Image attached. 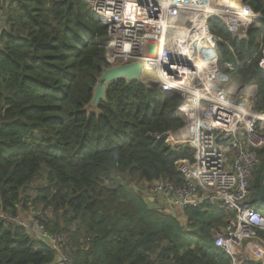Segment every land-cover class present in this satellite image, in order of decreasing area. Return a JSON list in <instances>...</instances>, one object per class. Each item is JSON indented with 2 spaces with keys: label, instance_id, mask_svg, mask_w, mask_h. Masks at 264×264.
Segmentation results:
<instances>
[{
  "label": "trees",
  "instance_id": "obj_1",
  "mask_svg": "<svg viewBox=\"0 0 264 264\" xmlns=\"http://www.w3.org/2000/svg\"><path fill=\"white\" fill-rule=\"evenodd\" d=\"M244 3L262 16L248 39L235 37L218 18L209 26L221 39V62H240L232 76L257 86L255 107L264 111V70L258 65L264 0ZM0 8L6 9L0 31V212L17 215L28 203L54 211L70 227V264H232L215 245L216 234L229 225L223 209L187 208L184 225L126 184L182 183L177 162L193 161L194 150L154 137L183 126L181 97L123 78L107 86L94 108L98 79L109 67L107 28L87 0H0ZM261 156L250 203L264 212V149ZM39 179L33 196L29 189ZM58 229L55 224L52 230ZM54 260L46 242L0 217V264Z\"/></svg>",
  "mask_w": 264,
  "mask_h": 264
},
{
  "label": "built area",
  "instance_id": "obj_2",
  "mask_svg": "<svg viewBox=\"0 0 264 264\" xmlns=\"http://www.w3.org/2000/svg\"><path fill=\"white\" fill-rule=\"evenodd\" d=\"M106 25V57L110 66L139 62L142 79L165 94L179 95L178 114L184 124L155 134L172 148L187 146L194 159L177 168L181 184L167 179L149 183L151 195L165 212L217 205L230 212L229 225L215 237V245L232 264L254 260L264 264V213L251 203L250 182L262 162L264 111L255 107L257 86L232 76L240 62H221L220 37L209 21L220 19L235 37L248 39L259 25L260 13L244 0H87ZM258 65L264 70V30ZM152 70L154 77H145ZM147 184V183H146ZM157 206V204H156ZM160 207V206H159ZM0 217L46 242L54 264H70V235L51 231L45 217L27 220L20 214Z\"/></svg>",
  "mask_w": 264,
  "mask_h": 264
},
{
  "label": "rangeland",
  "instance_id": "obj_3",
  "mask_svg": "<svg viewBox=\"0 0 264 264\" xmlns=\"http://www.w3.org/2000/svg\"><path fill=\"white\" fill-rule=\"evenodd\" d=\"M7 7V6H6ZM6 9L3 10L0 8V31L6 28L5 26V19H6ZM145 77H154L155 74L152 70H146L144 73ZM43 183L42 179L37 180L34 184L31 185V188L29 189V192L36 196L37 194V188ZM126 184L128 188L133 189L135 192H138L139 194H142L144 197L151 195V191L149 190V185L145 182H136V181H129L126 180ZM157 208L161 210L165 214H175L177 215V218L186 225V216L181 212V210H176L175 212H165V209L163 208V204L161 202H157ZM160 206V207H159ZM217 206V205H214ZM18 214H20L23 218L27 220H33L35 218H42L45 217V223L47 224L49 230L53 231L54 225L58 224L59 229L56 231H62L66 232L70 235V227L67 226L65 221L61 218L57 217V214L54 211L44 210V206H34L31 203H28V209L22 208L19 206L18 208ZM264 213V212H263ZM227 216L230 218L232 217V214L227 212ZM52 228V229H50ZM217 233L216 235H218Z\"/></svg>",
  "mask_w": 264,
  "mask_h": 264
},
{
  "label": "water",
  "instance_id": "obj_4",
  "mask_svg": "<svg viewBox=\"0 0 264 264\" xmlns=\"http://www.w3.org/2000/svg\"><path fill=\"white\" fill-rule=\"evenodd\" d=\"M141 71L142 65L139 62L125 63L104 68L102 75L98 79L96 92L91 102V106L95 108L100 100L105 98L106 88L110 83L123 78L127 80L140 79L142 76ZM152 86L157 87L156 84H153ZM150 199H153V197ZM261 199L264 202V173L261 180Z\"/></svg>",
  "mask_w": 264,
  "mask_h": 264
},
{
  "label": "crops",
  "instance_id": "obj_5",
  "mask_svg": "<svg viewBox=\"0 0 264 264\" xmlns=\"http://www.w3.org/2000/svg\"><path fill=\"white\" fill-rule=\"evenodd\" d=\"M151 197H149V199H150ZM151 201H153V202H155V204H156V201H155V199L153 198V199H150ZM209 205H207L206 207H208Z\"/></svg>",
  "mask_w": 264,
  "mask_h": 264
}]
</instances>
